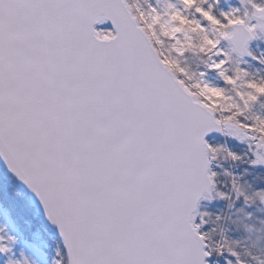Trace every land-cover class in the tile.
Returning a JSON list of instances; mask_svg holds the SVG:
<instances>
[{
    "label": "snow or ice",
    "instance_id": "obj_1",
    "mask_svg": "<svg viewBox=\"0 0 264 264\" xmlns=\"http://www.w3.org/2000/svg\"><path fill=\"white\" fill-rule=\"evenodd\" d=\"M0 264H264V0H0Z\"/></svg>",
    "mask_w": 264,
    "mask_h": 264
}]
</instances>
